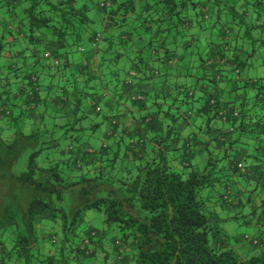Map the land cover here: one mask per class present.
<instances>
[{"label": "clouds", "instance_id": "obj_1", "mask_svg": "<svg viewBox=\"0 0 264 264\" xmlns=\"http://www.w3.org/2000/svg\"><path fill=\"white\" fill-rule=\"evenodd\" d=\"M67 2L63 0V3ZM81 2L75 0L72 6L79 9ZM106 2L109 8L118 7L111 5V0H94L92 7L103 6ZM59 3L61 0H19V8L33 9L32 16L37 20L48 16L55 21L59 13L49 11V7L55 8ZM215 3L218 9H223L222 14H209L205 9L203 21L193 14V23L177 27L176 31L183 37L179 44L192 41L200 57H206L212 47L208 34L213 31L223 33L226 37L222 41L223 60H209L201 69L203 62H198L197 55L181 58L177 55L181 51L179 44L173 41L168 46L154 43L150 58L143 53L137 57L134 52L131 60L125 56L118 67L108 63L105 75H101L93 62L88 74L98 78L101 89L105 84L113 89V77L107 74L119 73L114 90L105 89L106 100L114 105L115 99L119 98L121 84L127 81L140 87L144 93L140 96L147 105L143 110L137 111L132 106L131 100L136 97L121 100V107L115 110L101 103L93 114L74 112L73 100L69 108L53 120L51 114L42 115L41 109H35L30 115L27 107H12L13 103H21L11 100L19 82L14 81L7 89L0 87V92L9 93L7 106H3L4 101L0 99V264H81L77 252L85 249L96 254L95 264H122L125 257L128 258L126 264H140L138 250L144 237L135 227L129 225L125 228L124 224L112 223L109 217L113 220L117 216L121 220L129 219L134 224L137 221L146 223L150 215H159L163 209L154 210L146 199L141 198L140 185L149 169H162L164 166L177 172L189 188H195L199 203L192 211L203 217L200 231L207 233L208 241L205 244L204 238L200 237V246L215 256L222 244L229 245L226 250L237 254L240 264H248L253 257L256 259L252 264H264V222L257 219L264 213V208L260 207V202L264 201V188H257L253 203L248 204L245 203L248 194L257 186L251 181H237L235 177H232L233 183L228 184L229 191L223 199L220 198L219 193L228 183L227 171L223 174L225 179L215 187L200 188L194 182L201 175L210 176L214 170L219 173L220 169H227L233 156L241 153V149L255 154L254 149L264 144V129L252 127L257 122L264 126V0H215ZM16 10V4L10 0H0V35H3L5 22L13 23L9 17ZM63 11L67 12V7ZM229 13L232 22L228 21ZM216 15H220L219 21L215 20ZM89 16L95 19L98 30L106 13L97 15L90 12ZM160 16L167 19L162 13ZM183 16L188 19L189 12L185 10ZM23 19L27 24V12ZM157 27L159 25H153V32ZM242 30L247 33L246 37H241ZM9 31L16 35L14 29ZM36 35L39 38V33ZM4 51L11 49L5 47ZM187 51L191 53L193 49L188 48ZM80 52L77 67L89 63L84 59L82 49ZM250 52L254 54L249 56ZM2 56L0 53V64L6 65L8 62ZM108 56L111 61L112 54ZM237 57L239 60L234 62ZM68 59L70 57H66L65 62ZM138 60L143 61V66ZM25 71L21 68V74ZM57 75L59 83V76L63 73ZM201 76L205 79L201 80ZM212 79L216 80V86L208 84ZM82 81L83 77L77 78L79 88L75 91H86ZM3 83L0 79V85ZM245 84L247 88L234 90L236 85ZM65 86L75 87L68 81H65ZM201 86L219 94V115L211 124L213 130H219L216 135H205L206 117H197L200 107L197 101L204 95ZM165 90L169 93L167 98L163 95ZM183 91L194 96L196 101H189V107L178 112L177 108L185 100L179 94ZM56 94L59 95L58 92ZM193 103L196 104L194 108ZM91 104L89 101L88 106ZM125 109H131L136 120H143L145 124L150 123L151 117L160 109L157 117L161 124L159 132L145 131L140 136H133L132 131L137 124ZM165 112L169 113V118H165ZM228 112H231V119L226 116ZM189 117L192 118L191 124L186 123ZM53 123L72 128L68 135L73 139L69 140L58 129H52ZM93 125H99L98 130L90 131ZM197 128L203 130L197 132ZM242 128L246 129L244 134H241ZM80 129L82 134L78 131ZM125 129L128 134L121 135ZM193 136L199 139L198 146L194 144ZM233 140L238 143L234 150H228L227 145ZM218 143L222 146L218 147ZM226 151L228 158L223 159ZM113 156L117 159L113 160ZM165 157L168 160L166 165ZM241 158L245 163L240 165V172L245 173L253 161L247 156ZM259 164L264 170V159ZM86 175L92 178L91 182H82ZM85 189L88 191L87 199L77 197L76 194ZM156 194L165 199L170 195L163 188ZM201 195L208 198L202 199ZM45 206L47 210L42 211ZM113 207L124 211L112 212ZM33 209L36 210L35 216L32 215ZM53 209L59 211L54 212ZM253 211L255 216L250 215ZM105 255L108 257L106 261ZM164 264L179 262L165 261ZM195 264H199V260Z\"/></svg>", "mask_w": 264, "mask_h": 264}, {"label": "trees", "instance_id": "obj_2", "mask_svg": "<svg viewBox=\"0 0 264 264\" xmlns=\"http://www.w3.org/2000/svg\"><path fill=\"white\" fill-rule=\"evenodd\" d=\"M11 3L16 4L17 10L14 11L9 17L13 23H4L3 35H0V53H3L2 59L7 61L6 65L0 64V79L4 81L0 87L7 89L12 87L13 82H19L16 86L15 94L11 96L12 101H20V104L13 103L12 107L17 108L18 106H24L29 109V114L32 115L35 109H40L43 106L42 115L51 114L52 119L55 120L59 115L52 113L45 109L48 105V100L50 96L42 97L40 95V89L42 86V75L52 74L55 75L59 72L65 74L68 78V82H71L70 74L73 71L67 72L69 65L65 62V58L71 52L79 53L84 46L89 45L91 48L98 51V69L101 75H105L106 65L110 62L108 54L114 52V49L118 51L115 52L112 62L115 66H119L121 61L127 56L129 60L133 58V53L135 52L137 57L141 53L146 56H151V46L156 44H162L164 46L170 45L173 41L179 44V41L183 39L182 35L176 31L177 27L183 28L186 25H191L193 19L191 18L193 14L198 15L200 20H204V10L206 9L209 14L213 12L223 13V9H218L215 0H111V5L118 7L109 8L107 2L105 5H97L95 8L92 7L94 0H82L79 9L73 7L75 0H68L67 4L61 3L57 7H49V11L58 12L59 15L54 21L48 16H43L41 19L37 20L35 16H32L33 9H21L19 8V0H10ZM139 5V6H137ZM67 7L68 11L64 12L63 9ZM200 9V12H197ZM187 10L189 12V18L185 19L183 13ZM28 13L27 24L24 22V13ZM90 12H96L97 15H103L104 20L101 21V25L97 30L95 25V19L89 16ZM151 13V15H148ZM163 14L167 19H161L160 14ZM220 15L215 16V20H220ZM231 13H229L228 21L232 22ZM19 21V23H16ZM159 25L155 28L153 32V25ZM59 25V27H58ZM61 28L64 30L61 31ZM9 29H14L16 35H13V31ZM36 33H39V38ZM103 33V35H101ZM210 38V43L212 47L209 49L206 57H200L196 54L194 45L192 41H188L185 44H179L181 49V58H186L188 55H197L198 62L202 61L201 69H203V64H207L209 60L215 61L217 58L224 59V44L223 33L211 32L208 34ZM247 33L243 30L241 31V37H246ZM219 38V39H217ZM50 39L53 42V47H51L49 55L46 56V52L42 49L45 46V40ZM100 47H96V45ZM5 47L11 49V51H4ZM122 48L123 53L119 51L118 48ZM73 48L76 51H71ZM147 48V52H145ZM188 48H192L193 51L188 53ZM19 49V51H16ZM168 51H171L169 48ZM44 55H41V53ZM109 52V53H108ZM254 53L250 52L249 56ZM239 58H236L237 62ZM60 61V64H57ZM140 66H143V61L138 60ZM19 64V67L17 66ZM242 66V65H241ZM21 68L26 69V71L21 74ZM107 75L113 77V87H115L116 77L119 73L112 72ZM190 75V74H189ZM77 76V75H76ZM97 78L95 75H93ZM79 77V76H77ZM74 80L76 77H73ZM86 78L85 86L88 83V76L84 75L83 79ZM107 78V77H106ZM201 80L205 77L201 76ZM74 80L72 82H74ZM125 85H130L127 81L123 82ZM122 83V84H123ZM220 83H223L221 80ZM209 85L216 86L217 82L215 79L208 81ZM58 92L60 100L62 103L70 105L75 103L74 112H85L87 114L96 113L97 108L100 106V99L105 92V89H109L108 84L104 85V89L99 88V83L97 87L85 92L84 90L75 91L78 89V84L75 85L74 89H70L66 86L60 85ZM52 87V86H50ZM59 87V85H58ZM88 87V86H87ZM181 88L183 85L180 86ZM202 90L204 95L201 97L197 103L200 107L197 109V117L204 116L205 128L207 132L205 135H212L213 129L211 128L212 121L217 119L219 112L217 109L220 107L219 104V94L207 91L203 86ZM247 88L248 85H243ZM85 92V93H84ZM101 94V95H100ZM169 93L164 94L167 98ZM185 97L182 102L181 107L177 108L178 112H184L185 109L189 107V101H196L194 96H189L187 91L179 93ZM86 96H89L92 104L89 107L88 104L85 105L84 100ZM141 95H136V99H132L135 102L137 108H144L146 105L140 99ZM9 93L7 91L0 92V99L4 101L3 106H7L9 100ZM63 97V98H62ZM131 98V97H130ZM64 100V101H63ZM52 104L57 105L58 100L53 97ZM175 103V98L173 100ZM195 103L192 104L194 108ZM171 108L172 105H169ZM160 109L155 113V118L151 117V122L145 124L143 120L139 122V127L132 131L133 136H140L141 132L139 128L144 127L145 129H151L153 125L159 120ZM215 113V114H214ZM165 118H169V113H164ZM226 116L231 119V112L226 113ZM105 119H107L105 117ZM192 118L189 117L188 120ZM175 122V121H174ZM76 123H79L77 121ZM254 129L260 130L264 129V126L260 125L259 122L252 125ZM52 129H58L63 135H67L69 140L73 139V136L68 135L73 131L66 124L61 126L56 123L51 125ZM99 125H93L90 127V131L98 130ZM198 129V128H197ZM200 130V129H199ZM203 129H201L202 131ZM246 129H241V134H244ZM81 134L83 130H78ZM115 132V128L113 129ZM127 131L121 133V135H127ZM194 144L197 146L200 144L199 139L193 136ZM223 140V138H221ZM139 143V140H137ZM238 141L233 140L231 144L227 145L228 150H234L235 145ZM222 146L218 143V147ZM157 152L160 151L159 145L155 146ZM242 151L244 153H242ZM255 154H249L245 149H241V156H247L248 159L253 161V164L249 165L246 169L247 172L253 173L259 180L264 182V170L261 169L259 161L264 159V144H259L254 149ZM69 156L72 155L71 152L68 153ZM134 155H136L134 153ZM87 158V157H85ZM228 158V152H225L223 159ZM117 156H113V160H116ZM241 163L235 160L233 156L227 169H220L219 173L215 170L210 176L201 175L199 180H194L197 187L200 188H212L221 181L225 179L223 175L227 171L228 183L224 185L223 190L219 193L221 199L229 191L228 184L233 183L232 177L238 179L242 178L243 173L240 172V167L245 161L241 160ZM165 165L168 163L167 157L164 158ZM75 161H73V165ZM245 171V173H246ZM90 176H84L82 182H91ZM139 179V178H137ZM98 187V185H97ZM141 188V198L146 199L148 205L155 209H163L159 215L151 216L147 218L146 223H140L139 221L134 224L129 219L121 220L118 216L115 220L109 217L112 223L124 224L125 228L129 225L135 227L137 231L141 233L144 237V242L141 244L139 251L140 264H164L165 261L174 262L178 261L179 264H195L199 260V264H240L237 258V254L226 250L229 245H221V250L215 256L208 251L207 248L200 246V237H203V243H207V233L200 231L201 222L203 217L199 213H194L192 209L199 203L196 195L195 188H189L187 182L180 179L177 172L171 170L169 167L164 166L162 169L151 168L145 173L144 183L140 185ZM167 189L170 195L165 199L162 195H157L159 189ZM77 197L81 199H87L88 191L77 193ZM211 195V193H209ZM202 199H207L208 197L201 195ZM251 201L250 195H248L245 203ZM42 211L47 210V206ZM94 210V209H93ZM53 211H59L53 209ZM112 212L124 211L120 207H113ZM36 210H32V215L35 216ZM127 215V214H126ZM264 217V214L262 215ZM83 227V224L81 225ZM121 231H124L122 229ZM126 238V237H125ZM243 239V237H242ZM119 249H117V252ZM216 250L213 249V252ZM77 256L81 259V264H95L96 254L89 253L87 249L83 251H78ZM211 257V259H209ZM108 259L105 255L104 260ZM127 257L124 258L122 264H126ZM256 258L253 257L249 260L248 264H252V261Z\"/></svg>", "mask_w": 264, "mask_h": 264}, {"label": "crops", "instance_id": "obj_3", "mask_svg": "<svg viewBox=\"0 0 264 264\" xmlns=\"http://www.w3.org/2000/svg\"><path fill=\"white\" fill-rule=\"evenodd\" d=\"M44 42H45V46L42 49L46 52V54H48V52H50L51 47H53L54 45H53V42H51L50 39L45 40ZM84 50L85 51L83 52V57L89 63L86 66L77 67L76 66V62L80 59L81 53H79L78 50L76 52H73V53L71 52L70 54L67 55V57H70V59L67 60V63L69 65V68H68L67 72L73 71L70 74L71 82L70 81L69 82L72 85H74V86L78 84L77 83V78L84 77V75H87L88 76V83H87L88 87L87 86L84 87L86 85L85 84L86 78L83 79L82 83H83V88L86 89L85 92H88V90L93 89V87H97V85L99 83L98 78H95L93 76L94 74L92 76H89V74H88L89 73V68L92 67L93 62L95 64V67L98 68V62H99L98 61L99 60L98 57H99V54H98L97 50L91 48L89 45L84 46ZM76 75L79 76V77H77ZM128 75H130V73H128ZM65 76H66L65 74L60 75L59 76V83H57L58 75L56 73H55V75H52V74L50 75V74H47V72H46L45 75H42V79L43 80H41L42 81V86H41V89H40V95L42 97H44V96H48L49 97L50 96V98L48 100V105H47V107L45 109H47L48 111H50L52 113H55L57 115L65 112V110L68 109L69 106H70L69 102L67 104L62 103L61 100H60V96L61 95L60 94L59 95L56 94L57 92H60V90H58V88L61 87L60 85L65 86V81L68 80V78H66ZM73 77H76L75 80H74ZM146 79H151V77H147ZM73 80H74V82H72ZM94 82L97 83L96 86H94ZM58 85H59V87H58ZM50 86H52V87H50ZM77 87L79 88V84H78ZM240 87H243V85H236V88L234 90L239 89ZM120 88H121V90L118 93V97L119 98L118 99L114 98L115 99V104L114 105L111 104V102L109 100L105 99L106 92L103 93V96L101 97L99 103L100 104L104 103L105 107H109L110 110H115V108L121 107V104H120L121 100L130 99V97H133V96H136V95H141V96L144 95V93L141 91V88L137 87L135 84L125 85L123 83V84H121ZM108 90H114V87H113V89H108ZM166 93H168L167 90H165L163 92V95L166 94ZM53 97H55V99L58 100V103H57L56 106L52 104ZM89 101H91L89 96H86V99L84 100V103H86L85 105H87ZM131 103H132V106L137 109V111L143 110L147 106L145 104L146 106L144 108H140L139 109V108H137L135 106V104H133L135 102L131 101ZM153 107H156V105H153ZM43 108L44 107L41 106L40 109L43 111ZM125 111L127 112L128 116L133 118V123L137 124V127H139V122L141 120H139V121L136 120V118L133 116V113H132L131 109H125ZM155 115H153L152 117L155 118ZM186 123L187 124H191L192 123V119L191 120H187ZM137 127L135 129H133V130H136ZM160 128H161V124H160V121H158V122H156L153 125V127L151 129H145L144 127L139 128V129H140L141 134H143V133H145V131H147V133L159 132ZM199 129L200 128L197 129V132L201 131V129L200 130ZM124 131H127V129H125ZM218 131H219L218 129L213 130L212 135H216V133H218ZM242 153H244V152L242 151ZM235 160L238 161L239 163H241L242 162V161H240L241 160V155L240 154L235 155ZM242 179H243V181L245 183L251 181V182L255 183L256 186H257V187H254L252 189V191L248 194L251 197V201L249 202V204H252L253 203L252 197L257 193V188H264V182L262 180H259L253 173L247 172V171H246V173H243ZM260 207L264 208V201L260 202ZM263 214L264 213H261L260 216L257 218L260 222H264V217H262ZM250 215L255 216L256 212L253 211L252 213H250Z\"/></svg>", "mask_w": 264, "mask_h": 264}, {"label": "rangeland", "instance_id": "obj_4", "mask_svg": "<svg viewBox=\"0 0 264 264\" xmlns=\"http://www.w3.org/2000/svg\"><path fill=\"white\" fill-rule=\"evenodd\" d=\"M119 49V51H121L122 53H123V50H122V48H118ZM111 54H112V59H113V56H114V54H115V52H111ZM109 63H112V64H114V62H112V61H110ZM125 75L127 76L128 75V73H125ZM96 85H97V83H95ZM173 87H175V86H173ZM96 88V87H95ZM237 181H240V180H243L241 177H239L238 179H236Z\"/></svg>", "mask_w": 264, "mask_h": 264}, {"label": "built area", "instance_id": "obj_5", "mask_svg": "<svg viewBox=\"0 0 264 264\" xmlns=\"http://www.w3.org/2000/svg\"><path fill=\"white\" fill-rule=\"evenodd\" d=\"M48 54H46V56H47ZM239 167H240V165H239Z\"/></svg>", "mask_w": 264, "mask_h": 264}]
</instances>
